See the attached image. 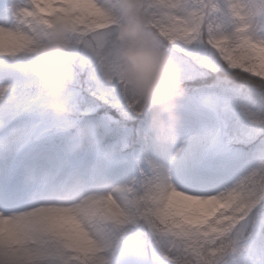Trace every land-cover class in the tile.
Wrapping results in <instances>:
<instances>
[{
    "label": "snow or ice",
    "instance_id": "obj_1",
    "mask_svg": "<svg viewBox=\"0 0 264 264\" xmlns=\"http://www.w3.org/2000/svg\"><path fill=\"white\" fill-rule=\"evenodd\" d=\"M117 7L118 0L14 4L17 23L0 25V55L31 52L50 18H70L73 49L88 54L96 74L90 94L143 127L139 98L115 75ZM143 8L160 46L192 70L182 74L193 85L182 137L162 156L147 132L144 163L131 177L87 182L67 198L44 183L24 198L20 153L39 144L49 155L35 154L31 165L50 170L51 153L62 165L67 123L40 114V93L0 85V161H7L0 164V264H111L122 229L139 221L164 264H264V0H143Z\"/></svg>",
    "mask_w": 264,
    "mask_h": 264
},
{
    "label": "clouds",
    "instance_id": "obj_2",
    "mask_svg": "<svg viewBox=\"0 0 264 264\" xmlns=\"http://www.w3.org/2000/svg\"><path fill=\"white\" fill-rule=\"evenodd\" d=\"M116 15L119 21L113 35L112 55L119 62V70L115 75L120 76L128 90L139 98L154 151L168 156L182 137L183 106L191 93L181 66L160 46L149 27L143 0H118ZM50 19L43 38L31 49L39 74L35 86L44 97L39 111L46 118L66 122L62 131L70 134L73 141L69 151H80L86 147L89 128L80 123L78 109L69 97L76 71L70 55L74 46L69 38L71 19L58 16ZM23 179L30 186L52 184L63 190L57 194L64 198L70 196L73 188L88 182L79 169L58 175L31 164L25 166Z\"/></svg>",
    "mask_w": 264,
    "mask_h": 264
},
{
    "label": "rangeland",
    "instance_id": "obj_3",
    "mask_svg": "<svg viewBox=\"0 0 264 264\" xmlns=\"http://www.w3.org/2000/svg\"><path fill=\"white\" fill-rule=\"evenodd\" d=\"M24 2L25 0H0V25L15 26L17 21L13 5ZM70 55L76 71L69 89V97L78 109L80 123L89 128V135L86 138V147L72 152L69 151V146L73 142L70 134L62 133L58 154L62 157L63 164L58 165L54 158L57 153H51L50 170L58 175H64L72 169H79L87 177L88 182L94 180L109 182L116 181L121 176L131 177L144 163V136L148 132L146 120L143 127L137 128L134 118H121L116 109L103 105L102 101L93 97L89 87H97L96 80L93 79L96 74L88 62V54L77 47L71 50ZM181 69L182 74L192 71L188 68ZM38 79L35 56L31 52H21L15 56L0 55V85L11 84L13 91L31 90L43 96L35 86ZM94 105H101L95 115L85 111ZM183 111L186 118V102ZM113 116L119 122L109 118ZM126 141L131 143V147H124ZM152 150L154 151L153 147ZM38 153L49 155L41 145L33 144L26 147L17 160V171L21 177L20 195L24 198L33 194L31 186L22 179L24 169L26 165L32 163L34 155ZM6 163L7 161H0V164ZM122 231L124 235L112 253L111 264H164L156 237L147 223L144 221L130 223ZM129 255L135 256L131 263L126 261L130 258Z\"/></svg>",
    "mask_w": 264,
    "mask_h": 264
},
{
    "label": "bare ground",
    "instance_id": "obj_4",
    "mask_svg": "<svg viewBox=\"0 0 264 264\" xmlns=\"http://www.w3.org/2000/svg\"><path fill=\"white\" fill-rule=\"evenodd\" d=\"M130 256V255H129ZM134 259H135V256L134 255H131L130 256V258H128V259H126V261H128V262H133L134 261Z\"/></svg>",
    "mask_w": 264,
    "mask_h": 264
},
{
    "label": "trees",
    "instance_id": "obj_5",
    "mask_svg": "<svg viewBox=\"0 0 264 264\" xmlns=\"http://www.w3.org/2000/svg\"><path fill=\"white\" fill-rule=\"evenodd\" d=\"M187 87H188V89H191L193 87V85L187 84Z\"/></svg>",
    "mask_w": 264,
    "mask_h": 264
}]
</instances>
